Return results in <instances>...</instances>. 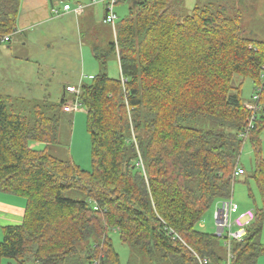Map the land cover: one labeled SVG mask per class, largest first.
I'll use <instances>...</instances> for the list:
<instances>
[{
	"label": "trees",
	"instance_id": "obj_1",
	"mask_svg": "<svg viewBox=\"0 0 264 264\" xmlns=\"http://www.w3.org/2000/svg\"><path fill=\"white\" fill-rule=\"evenodd\" d=\"M207 2L184 14V0L130 1L105 52L118 56L120 77L107 75L97 50L101 70L76 100L91 140L89 171L29 147L59 142L63 107L75 98L38 103L0 93V192L26 201L22 223L2 228L0 264H120L112 233L147 260L195 264V253L223 264L215 243L225 250L224 239L198 226L210 206L231 199L245 174V144L261 207L246 237L230 239V264L257 263L264 254V42L242 33L239 8ZM19 4L0 0V40L15 35ZM235 78L261 87L255 111ZM196 119L224 129L193 128ZM237 169L243 173L234 178Z\"/></svg>",
	"mask_w": 264,
	"mask_h": 264
},
{
	"label": "rangeland",
	"instance_id": "obj_2",
	"mask_svg": "<svg viewBox=\"0 0 264 264\" xmlns=\"http://www.w3.org/2000/svg\"><path fill=\"white\" fill-rule=\"evenodd\" d=\"M64 1L69 2L72 6H74L75 1L84 3V0ZM96 1L100 2V0ZM130 1L131 0H121V2L115 6L114 13L117 15V21L124 19L128 15ZM203 1L204 0H184L181 6V12L184 14L189 13L195 5L203 4ZM207 1L209 2V0ZM243 3L245 6H248V11L242 12V27L244 29L246 28L251 33L247 34L248 37L264 42V0H243ZM221 4L223 6L231 4L233 9H238L233 0L224 3L222 1ZM240 11H243V8L240 9ZM54 19L55 20L50 26V31L47 33V39H49L47 41H49V43L42 37H36V31H38V29L31 31V35L29 34L21 41L12 39V42L15 43L14 45L12 43H0L1 94L15 93L16 95L24 96L28 99L34 98V102L38 103L44 101L58 103L62 97V87L67 84L78 86L80 80L84 83L88 82V80L84 78V75H87L89 70L87 68H85V70L81 69L83 62L87 64L88 62H95L96 60L99 66L96 67L97 72H93L91 75L99 73L101 70L100 62L92 57L89 45L81 43V47H79L77 44L79 43L76 37L78 34L77 19L73 15H71V17H67L66 15L54 17ZM105 26L106 28L103 27L101 29L99 40L100 44H103L101 42L105 41L108 44H104V50L107 48L110 49L109 44L114 39V32L110 25L108 24ZM86 30H89V28H86ZM88 38H92V35L88 34L87 39ZM88 52L94 60L88 58ZM82 53L84 58H82ZM107 56V58L104 57L107 75L110 78L115 77L114 75L118 76L116 74L118 64L116 63L115 57L111 55V53H108ZM19 59H23V62H26L28 67H25L26 69L18 68L15 70L17 79H10L16 80L17 82H26L25 86L19 85V83L13 85V81L8 80L5 76V74H10L13 70L10 65L6 67L5 65L7 63L11 65L19 64V61H17ZM233 82H236L235 86L239 83L242 84L241 99L247 104L250 101L249 99L254 88L252 82L248 79L244 80L240 78H235ZM12 86L14 87L11 88ZM70 98L73 97L68 94L65 96L67 100ZM62 116L58 134L59 142L57 144L46 145L44 143L30 141L29 147L32 150L47 148V152L55 158L62 161H72L82 170L89 171L91 169V140L86 130L85 111L79 108L69 112V114H62ZM190 126L203 131L224 129V127H220L218 124L207 119L193 120ZM260 140L261 156L264 157V130L260 134ZM239 165L244 169L245 174L235 179L231 189L230 197L239 207L238 213L232 216V221L237 219L240 214L246 212L253 214L256 208L258 209L261 207V200L255 182L253 179L249 178L254 170V161L252 150L248 144L243 146L239 158ZM66 196L80 201L85 200L84 195L76 191H69ZM214 208L215 206L212 205L205 211L198 226L201 232L212 236H215L216 231ZM244 219H247V216ZM110 237L113 248L119 256L120 264H169L168 261L158 262L147 260L148 258L144 257L139 250L133 249L122 243L116 234L112 233ZM259 241L264 245V220ZM215 246L217 254L223 256L224 249L222 248L220 239H216ZM82 258L84 259L83 256ZM12 263L18 264L15 261H12ZM80 264H88V262L81 260ZM256 264H264V254L258 257Z\"/></svg>",
	"mask_w": 264,
	"mask_h": 264
},
{
	"label": "crops",
	"instance_id": "obj_3",
	"mask_svg": "<svg viewBox=\"0 0 264 264\" xmlns=\"http://www.w3.org/2000/svg\"><path fill=\"white\" fill-rule=\"evenodd\" d=\"M62 1L64 0H20L17 19H16V33L14 36L10 38L9 41L7 42L1 41L0 43H8V44L12 43L14 45L15 43L12 42V39L21 41L25 39L26 36H28L31 31L35 29H38V31H36V37L37 38L42 37L47 43H49V41H47L49 40L47 39V33H49L50 26L52 22L55 20L54 17L56 18V17H60L64 15H66L67 17H71V15H73L77 19L76 24L78 26V34L76 37L79 40V43H77L78 46L81 47L80 46L81 43L89 45L91 55L94 59H97V57L100 59H103L102 57H104V56H99L97 50L101 51V54L105 55V57L107 58L108 56H107V53L105 52L108 51L107 50L108 48L106 50L103 49L106 41L101 42L103 44L99 43L101 29L103 27L106 28L105 25H108L107 23L104 22L105 4L103 0H100V2H97L96 0H84V3H80V1H75L74 6H72L69 2H65V1L61 3ZM206 1L207 0H204L203 2H206ZM222 1H225V0H220V2ZM228 1L230 0H226L225 2H228ZM119 2H121V0H119ZM233 2L235 4L238 3V5L236 6L239 8V10L243 8L242 12L248 11V6L244 5L243 0H233ZM64 5H69L70 9L68 11L63 10ZM77 6H81V11L78 13H75L73 10ZM86 28H89V30H86ZM241 29H242L243 34H251L246 28L244 29L242 27V19H241ZM113 32H114V38H115V30H113ZM88 34H91L92 38L87 39ZM114 40L115 39H113L112 41ZM109 47L111 48L110 45ZM94 50H95V54H93ZM115 54H111V55L115 57L116 63L118 64V69L116 70L117 72L116 74L118 76L114 75L115 77L113 78H119L120 77L119 60H118V56ZM82 58H84L83 53H82ZM88 58L93 59L91 58L89 52H88ZM17 61H19V64L11 65L7 63L5 65V67L7 65H10L13 69L10 74H5V76L8 80L13 81V85H16L17 83H19V85L25 86L26 82L23 83V82H17L16 80H12V79H17V74L15 70H17L18 68L26 69L25 67H28L27 66L28 64H26V62H23L24 61L23 59H19ZM98 66H99V63L96 60L95 62H88L87 64H85V62L82 63L81 69L85 70V68H87L89 70V73H87V75H84V78L87 79L88 82L91 81V79L95 76V74L94 75H91V74H93V72H97L96 67ZM82 84H84V82L80 80L78 82V86H75L72 84L65 85L64 87H62L63 89L62 97H65L67 95V93H64V89L66 87L73 86L74 88L80 89ZM13 87L14 86H12L11 88ZM255 90L256 89L253 88L252 94L249 99L250 101L247 104L255 105L257 103L253 101V95L255 93ZM5 95H11L13 97H22V98L28 99L27 97L19 96V95H16L15 93H6ZM73 98H70L69 100ZM65 113L69 114V112H65ZM24 213H25V200L23 198L15 197V196L0 192V240H2L3 238L2 228L6 226L20 225L23 221ZM224 251L226 254V250ZM1 264H13V263H12V260L11 261L3 260Z\"/></svg>",
	"mask_w": 264,
	"mask_h": 264
},
{
	"label": "built area",
	"instance_id": "obj_4",
	"mask_svg": "<svg viewBox=\"0 0 264 264\" xmlns=\"http://www.w3.org/2000/svg\"><path fill=\"white\" fill-rule=\"evenodd\" d=\"M105 4V23L109 24L113 30L116 27L117 15L114 13V8L119 2V0H103ZM70 9L69 5H64L63 10L68 11ZM75 13L81 11V6H77L74 10ZM56 13V12H55ZM4 42L8 41V38L3 39ZM264 69V66L263 68ZM257 90V91H256ZM255 90L253 95V101L258 102L259 95L261 93V87ZM64 93L72 95L75 100L72 104H67L63 107L64 112H72L79 109V105L77 103V97L80 93L79 88H74L73 86L66 87L64 89ZM256 104L251 105L247 104V107L255 111ZM138 165L142 167L141 163L138 162ZM243 173L242 169H237L234 172L233 177L236 178L237 176ZM214 221H215V234L219 238H223L224 248L226 250L225 261L223 264H230L232 260V253L230 252V239L235 240L236 242H241L247 234V228L250 226L251 221L253 220V214L250 212H246L244 214H240L237 219L232 221V216L238 213V205L233 202L232 199L228 200H220L214 204ZM247 216V219H244ZM243 220V221H242ZM193 257L195 258V264H211V260L209 257L199 256L193 253Z\"/></svg>",
	"mask_w": 264,
	"mask_h": 264
},
{
	"label": "clouds",
	"instance_id": "obj_5",
	"mask_svg": "<svg viewBox=\"0 0 264 264\" xmlns=\"http://www.w3.org/2000/svg\"><path fill=\"white\" fill-rule=\"evenodd\" d=\"M3 41V40H0V42ZM216 235V234H215Z\"/></svg>",
	"mask_w": 264,
	"mask_h": 264
}]
</instances>
